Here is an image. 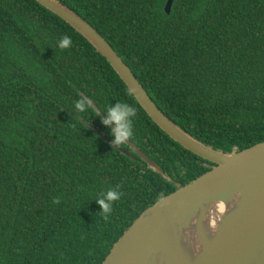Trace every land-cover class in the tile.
I'll return each mask as SVG.
<instances>
[{
    "label": "trees",
    "instance_id": "obj_1",
    "mask_svg": "<svg viewBox=\"0 0 264 264\" xmlns=\"http://www.w3.org/2000/svg\"><path fill=\"white\" fill-rule=\"evenodd\" d=\"M59 1L192 136L227 153L264 141V0H174L170 13L167 0ZM81 95L96 112L75 111ZM119 102L136 109L130 139L171 180L113 143L102 115ZM214 165L163 131L69 23L37 0H0V264H102L148 207ZM109 188L122 196L105 214Z\"/></svg>",
    "mask_w": 264,
    "mask_h": 264
},
{
    "label": "water",
    "instance_id": "obj_2",
    "mask_svg": "<svg viewBox=\"0 0 264 264\" xmlns=\"http://www.w3.org/2000/svg\"><path fill=\"white\" fill-rule=\"evenodd\" d=\"M37 1L106 57L163 131L215 164L191 182L178 183L176 190L148 207L102 264H264V141L227 153L195 138L159 108L129 65L90 22L59 0ZM173 3L167 0L168 13ZM125 142L151 169L172 179L131 139Z\"/></svg>",
    "mask_w": 264,
    "mask_h": 264
},
{
    "label": "clouds",
    "instance_id": "obj_3",
    "mask_svg": "<svg viewBox=\"0 0 264 264\" xmlns=\"http://www.w3.org/2000/svg\"><path fill=\"white\" fill-rule=\"evenodd\" d=\"M72 39L70 36H64L58 41V47L65 49L70 47ZM92 98L87 95H81L74 103V109L77 113L86 111H95ZM106 119L103 121L105 125L112 123L115 127L112 129L114 137L113 143L120 145L130 139L133 135L132 118L136 115V109L128 103L119 102L109 106L106 109ZM122 193L116 189L109 188L102 192L96 202L100 205L101 211L108 214L112 210V204L121 198Z\"/></svg>",
    "mask_w": 264,
    "mask_h": 264
}]
</instances>
